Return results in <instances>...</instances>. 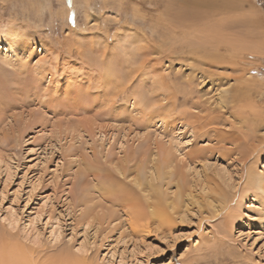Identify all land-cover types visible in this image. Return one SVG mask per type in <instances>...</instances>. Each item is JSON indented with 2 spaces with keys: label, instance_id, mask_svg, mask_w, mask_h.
Returning a JSON list of instances; mask_svg holds the SVG:
<instances>
[{
  "label": "rangeland",
  "instance_id": "1",
  "mask_svg": "<svg viewBox=\"0 0 264 264\" xmlns=\"http://www.w3.org/2000/svg\"><path fill=\"white\" fill-rule=\"evenodd\" d=\"M172 1L0 0V251L264 264V0Z\"/></svg>",
  "mask_w": 264,
  "mask_h": 264
},
{
  "label": "bare ground",
  "instance_id": "2",
  "mask_svg": "<svg viewBox=\"0 0 264 264\" xmlns=\"http://www.w3.org/2000/svg\"><path fill=\"white\" fill-rule=\"evenodd\" d=\"M181 2V7L178 9L179 12V19L182 24V28H186V29H195L198 26L201 27V23L202 20L206 23H208V25H203L205 26L206 30L209 31L210 30V23L211 19L217 15H226L229 12V7L231 3V0H173L172 2ZM172 7V6H171ZM207 7L208 9H206L204 12H202V8ZM233 7V6H232ZM169 8V7H168ZM167 8V9H168ZM173 8V7H172ZM228 9V10H227ZM177 12V13H178ZM185 12H191L189 14V16H186L184 14H186ZM193 12V13H192ZM195 13V14H194ZM226 13V14H225ZM171 14V13H170ZM184 15V16H182ZM192 15H195L194 17H192ZM176 16V14H175ZM254 16V15H252ZM252 18V17H251ZM255 18V17H254ZM176 19V18H175ZM215 21V20H214ZM187 22V23H186ZM185 23V24H184ZM187 24V25H186ZM214 25V24H213ZM213 29V28H211ZM194 31V30H192ZM196 31V29H195ZM202 31V30H201ZM205 31V30H204ZM212 31V30H211ZM11 35L8 36L7 38V51L6 54L7 55H12L14 58L19 55V51H18V44L19 41L17 39H13V32H10ZM109 70V69H108ZM106 73L108 74V71L106 70ZM105 73V74H106ZM113 73V72H112ZM115 73V72H114ZM116 75V74H115ZM3 76V75H2ZM0 76V86L1 87H5L7 86V82L5 80V77ZM106 76V75H105ZM109 76V75H108ZM112 76V75H111ZM116 77V76H115ZM108 78V77H107ZM113 78V77H112ZM15 79V78H13ZM12 80V79H11ZM109 80V79H108ZM113 80V79H112ZM16 81V79L14 80ZM6 84V85H5ZM10 84V83H9ZM263 118V117H262ZM165 162V160H164ZM160 173V171H162V167L157 168ZM159 176V175H157ZM252 176V175H251ZM251 181V184L253 185L256 180L254 179V177H250L249 178ZM249 181V182H250ZM260 181V182H259ZM258 183L260 184L259 186L262 188V184L264 183L263 178L261 177L258 180ZM157 190V189H156ZM159 193V192H157ZM158 195V194H157ZM158 197V196H157ZM158 203H159V197H158ZM161 205V204H160ZM162 206V205H161ZM159 209V208H158ZM157 211V210H156ZM153 212V211H152ZM161 212V211H160ZM160 215H164L163 212ZM141 216V215H140ZM158 216V215H157ZM133 217V216H132ZM154 217V216H153ZM163 217V216H162ZM165 218V216H164ZM163 218V219H164ZM136 219V218H135ZM165 221V220H164ZM135 223V222H134ZM130 226L132 228V230L137 231L138 226H136L135 224L133 225V220H131ZM140 228V227H139ZM0 264H38L37 262H35L34 260H32L31 258H27L25 257V255H21L20 253L16 252V251H11V250H2L0 251Z\"/></svg>",
  "mask_w": 264,
  "mask_h": 264
}]
</instances>
